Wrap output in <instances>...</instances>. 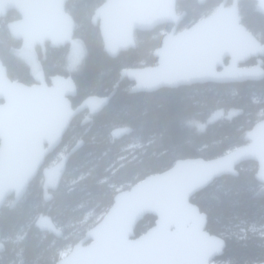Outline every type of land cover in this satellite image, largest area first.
Here are the masks:
<instances>
[{"label": "water", "instance_id": "water-1", "mask_svg": "<svg viewBox=\"0 0 264 264\" xmlns=\"http://www.w3.org/2000/svg\"><path fill=\"white\" fill-rule=\"evenodd\" d=\"M67 1L0 0V19L11 10L20 16L10 22L9 31L26 49L45 43L59 48L74 42L75 21L66 11ZM176 1L104 0L94 9L90 20L98 25L102 50L111 58L135 47V30L172 24L154 53L156 67L120 71L118 81L126 77L135 82L130 92L264 78L259 65L238 67L249 57L264 56V44L241 23L238 0L227 7L224 0L213 13L180 31L185 12H176ZM255 10L264 14V0H258ZM226 57L228 64L217 71ZM195 65L201 69L189 68ZM34 79L31 85L11 80L0 59V209L11 196L10 207L24 196L72 118L105 104L117 87L106 97L89 96L72 108L68 96L75 94L76 85L70 76H51V85L37 75ZM248 140L213 158L178 159L117 191L100 219L56 264H206L200 259L211 249L221 253L224 241L209 234L206 213L190 198L218 177L237 175L236 165L246 160L257 162L256 178L264 183V119ZM148 214L155 217L154 224L135 236L137 223Z\"/></svg>", "mask_w": 264, "mask_h": 264}, {"label": "trees", "instance_id": "trees-1", "mask_svg": "<svg viewBox=\"0 0 264 264\" xmlns=\"http://www.w3.org/2000/svg\"><path fill=\"white\" fill-rule=\"evenodd\" d=\"M103 1L68 0L65 4L76 21L74 37L83 45V55L74 71L78 84L74 99L103 90L112 92L117 83L116 90L104 108L86 121L77 118L65 133L63 139L74 149L52 197L44 200L42 177L38 174L15 206L10 207L8 198L1 207L0 240L4 244L0 264L8 262L2 260L5 254L10 262L20 256L23 264H55L100 219L117 191L168 169L178 159L222 155L241 145L242 137L264 119V78L214 88L128 94L125 81H118L119 71L138 60L141 50L138 46L114 58L103 52L97 25L90 20L93 10ZM215 1H184L181 5L186 15L181 25L200 18ZM241 11L242 22L263 42L264 16L255 12L249 1L243 2ZM17 17L16 12L8 11L0 19V59L11 78L27 83L31 80L28 66L15 52L21 41L10 33L7 24ZM162 28H158L157 41L162 37ZM136 40L152 39L148 32L137 34ZM49 51L47 59L54 66L52 70L64 67L65 48ZM229 112H233L230 117L226 115ZM218 113L222 116L216 118ZM193 122L200 123L203 129ZM123 126L129 127L128 133L113 139L111 132ZM190 200L206 213L207 231L226 235V253L231 261L246 264L261 257L262 246L253 232L257 227L264 228V191L258 189L253 169L240 171L238 176L218 177ZM40 216L50 218L57 236L39 228ZM153 220L151 214L146 215L136 225L135 233ZM239 235L248 240L241 242Z\"/></svg>", "mask_w": 264, "mask_h": 264}, {"label": "flooded vegetation", "instance_id": "flooded-vegetation-1", "mask_svg": "<svg viewBox=\"0 0 264 264\" xmlns=\"http://www.w3.org/2000/svg\"><path fill=\"white\" fill-rule=\"evenodd\" d=\"M184 1H186V0H177L176 1V12L178 13V14H181L182 12H185V14L183 15V18L179 21V23H178V26H177V31H180V30H183L184 28H188L192 23H194V22H192V23H187V24H185V25H181L182 24V22L184 21V18H185V15H186V10L185 9H183V7H182V3L184 2ZM206 0H195V2H200V3H203V2H205ZM224 0H216L213 4H212V6H211V8L209 9V10H207V11H205L203 14H202V16L200 17V18H203V17H205V16H208V15H210L211 13H213L217 8H218V6L223 2ZM244 1H249L250 3H251V5H252V8H253V10L255 11V12H257V13H259V14H261V15H263L264 16V14L263 13H261V12H258V11H256L255 10V8H256V6H257V4H258V0H238V2H237V7H238V13H239V16H240V18H241V15H242V11H241V9H242V4H243V2ZM231 3H232V0H226V2H225V4H224V6L225 7H227V6H230L231 5ZM11 11H13V10H11ZM94 11V10H93ZM15 12V11H14ZM93 13V12H92ZM70 14V13H69ZM7 15V14H6ZM71 15V14H70ZM92 15V14H91ZM17 18H15L14 20H16V19H18L20 16L17 14ZM72 16V15H71ZM6 17V16H5ZM5 17H3V18H5ZM73 17V16H72ZM91 17V16H90ZM200 18H198V19H200ZM197 19V20H198ZM14 20H12V21H14ZM12 21H10V22H12ZM74 21H75V19H74ZM10 22L8 23V28H9V24H10ZM241 23L246 27V30L247 31H249V32H251L254 36H255V38L257 39V40H259L262 44H264V41L262 42V40H261V38H260V36L259 35H257V34H254L253 32H252V30L250 29V28H248L243 22H242V18H241ZM94 25H97V24H94ZM163 27L162 28V30L164 29V30H166L164 33H166V32H168L169 31V29L171 28V26H172V24H162V25H156V26H154V27H152L151 29H145V30H135V32H134V39H135V47L134 48H136V47H138V48H140V50H141V52H140V56H139V58H138V60H135L134 62H133V64L132 65H130V66H127V67H124V68H122V69H120V71L121 70H123V69H128V68H145V67H156L157 65H158V58H157V56L154 54L155 53V51L159 48V46H160V43H161V39H160V41H157L158 39V28L159 27ZM97 28H98V25H97ZM75 29H76V21H75ZM75 29H74V34H75ZM98 32H99V30H98ZM150 33V35H151V41H144V40H142V41H138V40H136V35L137 34H139L140 36L142 35V34H145V33ZM164 33H162V35L164 34ZM99 36H100V34H99ZM73 39H74V42H73V44H66L65 46H61V47H59V48H51L49 45H48V43H45L44 45H41V46H35L34 48H36V47H41V48H44V53H43V56H41L40 58L41 59H39V64H40V67H39V70L35 73V72H32L31 70H30V68L29 67H27L28 69H27V73H28V75L31 77V80L30 81H28L27 83H25V84H28V85H31V84H34L35 83V79H34V77L37 75V77H38V79H44V81H45V83L46 84H48V85H51V81H50V77L51 76H54V75H62V76H64V77H71L72 79H73V81H74V83H75V85H76V92H75V94L73 95V96H68V99L70 100V102H71V106H72V108H75L77 105H79L85 98H87V97H89V96H97V97H106V96H108L111 92L109 91L108 93L107 92H105V90H103V91H101V92H99V93H87L84 97H82V98H80L79 100H75L74 98L76 97V95H77V92H78V84H77V82H76V79H75V72L74 71H69V70H67L65 67H61L59 70L58 69H54V70H52L53 68H54V66L51 64V65H49V62H48V59H47V53H48V51L49 52H51V50H55V49H60V48H65V51H68V48L69 47H71V46H73L74 44H75V42H76V37H74V35H73ZM101 39V38H100ZM21 41V40H20ZM144 43V44H143ZM145 44H146V46H145ZM101 45H102V40H101ZM19 48H24L23 46H22V42H21V46L19 47ZM19 48H17V49H19ZM34 48H32V49H34ZM101 48H102V46H101ZM134 48H129V49H134ZM24 49H26V48H24ZM129 49H127V50H124V51H121V52H119V54L120 53H122V52H125V51H128ZM30 50V49H29ZM104 52V51H103ZM105 53V52H104ZM106 54V53H105ZM118 54V55H119ZM107 55V54H106ZM263 61H264V56H257V57H249L248 59H246V61L245 62H243V63H239L238 64V67H249V66H253V65H259V66H261V67H263ZM228 62H229V58L228 57H226L225 59H223L222 60V62H221V64L220 65H218L217 67H216V70L217 71H220L221 69H222V63L224 64V65H227L228 64ZM174 66V65H173ZM6 67V66H5ZM191 70H197V69H201V66H198V65H195V66H191V67H189ZM7 69V68H6ZM120 71H119V73H120ZM8 74V73H7ZM9 76V78L11 79V80H13L11 77H10V75H8ZM13 81H20V80H18V79H15V80H13ZM121 81H125V83H124V87L126 88V92L128 93V94H133V93H138V94H140V95H142V94H151V93H154V92H156V91H158V90H162V89H185V88H188V87H204V86H210V87H212V88H214V87H216V85H219V84H234V83H241V82H230V83H218V82H197V83H192V84H180V85H178V86H175V87H162V88H159V89H156V90H152V91H140V92H130V90H131V88L134 86V84H135V82L134 81H131V80H129L128 78H126V77H124ZM20 82H22V81H20ZM244 82H252V81H244ZM22 83H24V82H22ZM110 100V99H109ZM109 100L105 103V104H103V105H101V106H97V107H95V108H86L85 110H83L82 112H80L79 114H77V115H75L73 118H72V120H71V122H70V124H69V127H70V125H71V123L72 122H74L77 118H80L81 117V119L82 118H84V120L83 121H86L93 113H96V112H98L99 110H101L102 108H104L108 103H109ZM233 112H235V111H233ZM233 112H229V113H226V115L228 116V117H230L232 114H233ZM222 116V114H220V113H218L217 115H216V118H219V117H221ZM262 120V119H261ZM260 120V121H261ZM259 122V121H258ZM258 122H256L255 123V125L258 123ZM189 124H191L190 122H189ZM194 126H197L200 130H202L203 129V127L204 126H202L200 123H198V122H193L192 123ZM254 125V126H255ZM254 126L252 127V129L254 128ZM69 127L67 128V130L69 129ZM252 129H250L246 134H245V136L244 137H242V140H243V143L241 144V145H243V144H245V143H247L249 140H248V134H249V132L252 130ZM67 130H66V132H67ZM128 130H129V127H127V126H123L122 128H118V130L116 131V133L114 134V135H112V132H111V136H112V138L113 139H118V138H121V137H123L124 135H126L127 133H128ZM65 132V133H66ZM65 133L63 134V136H62V139H61V142L58 144V146H56V148H54V150L52 151V152H50L46 157H45V159H44V162L41 164V166L39 167V169H38V172H37V175L38 174H40V176L42 177V189H43V198H44V200H49V198H51L52 197V190H54V189H56L57 188V186L59 185V182H60V180H61V178L63 177V175H64V173H65V171H66V167H67V163H68V160H69V157H70V155L73 153V147L74 146H72L71 148H70V146H68V142L65 140V139H63V137H64V135H65ZM241 145H239V146H241ZM238 147V146H237ZM234 148H236V147H234ZM233 149V148H232ZM231 150V149H230ZM229 151V150H228ZM228 151H226V152H228ZM59 156H60V158H59ZM61 163V165H62V167H57L58 169H59V173H58V179H57V182H56V184L54 185V186H52V187H49V188H46L45 187V184H44V186H43V175H44V171L52 164V163H54V164H56V163ZM236 170L238 171V174H239V172L240 171H244L245 169H247V168H249V169H253L254 170V177H255V179H256V181H257V183H258V189L260 190V191H264V183L263 182H260L257 178H256V171H257V168H258V164H257V162H255V161H252V160H246V161H242V162H240L239 164H237L236 165ZM238 174L237 175H235V176H238ZM36 175V176H37ZM223 176H225V175H223ZM223 176H221V177H223ZM33 181V180H32ZM31 181V182H32ZM30 182V183H31ZM45 189H47V190H45ZM121 190H123V189H121ZM9 200L11 201L12 200V196L9 198ZM201 211V210H200ZM153 216V215H152ZM154 217V216H153ZM141 221V220H140ZM154 221H155V217H154V220H153V223L150 225V226H152L153 224H154ZM139 223V222H138ZM137 223V224H138ZM37 225L39 226V228L41 229V230H44V231H47V230H50L51 232H53V233H55L56 234V236H57V232H56V230H55V228H54V226H53V222L50 220V218L49 217H47V216H40L39 218H38V220H37ZM150 226H148V227H146L145 229H143V230H141L139 233H135V236H138L139 234H141L142 232H144L147 228H149ZM259 229V230H258ZM258 230V231H257ZM264 228H262V227H257V228H255L254 229V234L255 235H257V237H254V238H256V241H259L260 242V245L262 246V255H261V257H259L258 259H255V260H251L250 262H247L246 264H261V263H263L264 264ZM209 232V231H208ZM262 232V233H261ZM209 234L210 235H213V236H216V237H218V238H221L223 241H224V248L222 249V252L221 253H218V251L216 250L215 251V249H211L209 252H207L206 254H205V256L204 257H202L201 259H200V261H205L206 262V264H239V263H237V262H233V261H231V257L229 256V254L228 253H226V244H227V241H226V238H225V236L226 235H224L223 233H219V234H213V233H210L209 232ZM18 236H21V235H18ZM239 238V240L241 241V242H244V241H246V240H248L246 237H244V236H242V235H239L238 236ZM13 241H18L17 239H14ZM10 243V242H9ZM2 244H4V242H2L1 240H0V252H2L3 251V249L1 248L2 247ZM70 250V248H68V250H66L59 258H61L63 255H65L68 251ZM4 262L7 260L8 262L6 263V264H23V258L22 257H20V256H18V259L16 260V262L14 261H11L10 262V258H9V255H4V257H3V259H2ZM57 262V261H56ZM56 264V263H55Z\"/></svg>", "mask_w": 264, "mask_h": 264}, {"label": "rangeland", "instance_id": "rangeland-1", "mask_svg": "<svg viewBox=\"0 0 264 264\" xmlns=\"http://www.w3.org/2000/svg\"><path fill=\"white\" fill-rule=\"evenodd\" d=\"M165 31L166 30L163 29L160 32L164 33ZM15 52L17 53L18 58L22 60L30 68L32 72L36 73L39 70V67H40L39 59H41L40 57L43 56L44 48L36 47L30 50L19 48V49H16ZM82 53H83L82 42L79 38L76 37L75 44L69 47L68 51L65 52L66 58H65V62L63 63L64 67L69 71H75L77 69L81 55H83ZM60 65L62 66V64ZM57 167H62L61 163L59 162L56 164L52 163L44 171L43 186L45 184L46 188L52 187L56 184L57 179H58V173H59V169Z\"/></svg>", "mask_w": 264, "mask_h": 264}]
</instances>
